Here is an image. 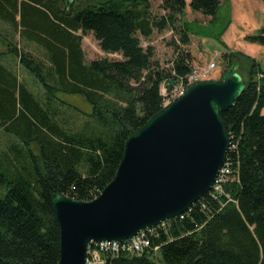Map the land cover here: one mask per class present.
Segmentation results:
<instances>
[{
	"label": "trees",
	"instance_id": "16d2710c",
	"mask_svg": "<svg viewBox=\"0 0 264 264\" xmlns=\"http://www.w3.org/2000/svg\"><path fill=\"white\" fill-rule=\"evenodd\" d=\"M220 2L191 0L189 8L213 21ZM160 3L165 14L153 19L149 0H0L6 52L41 86L33 94L0 54V264L58 263L51 196L94 199L113 179L124 142L163 108L161 85L171 90L188 74L185 1ZM179 21L172 66L159 69L154 49L142 48L140 38L174 30ZM87 33L121 60L86 61ZM15 36L42 57L22 50ZM248 40L264 47V33ZM235 58L240 55H222L219 79ZM247 63L243 93L221 114L230 171L222 193L211 189L182 218L156 227L147 252L107 255L104 264H264V71L249 57ZM59 95L81 97L91 108L88 120L74 127L67 111H78Z\"/></svg>",
	"mask_w": 264,
	"mask_h": 264
},
{
	"label": "water",
	"instance_id": "95a60500",
	"mask_svg": "<svg viewBox=\"0 0 264 264\" xmlns=\"http://www.w3.org/2000/svg\"><path fill=\"white\" fill-rule=\"evenodd\" d=\"M239 68L235 58L221 79L192 84L139 127L124 142L113 179L94 199L51 196L57 264H85L91 242L133 239L185 214L211 190L229 145L221 114L245 89Z\"/></svg>",
	"mask_w": 264,
	"mask_h": 264
},
{
	"label": "rangeland",
	"instance_id": "374dc122",
	"mask_svg": "<svg viewBox=\"0 0 264 264\" xmlns=\"http://www.w3.org/2000/svg\"><path fill=\"white\" fill-rule=\"evenodd\" d=\"M149 1L151 5L150 12L153 19H158L165 14L160 8V0ZM184 1L186 6L183 10V16L187 20L186 23L189 37V44L187 47L193 58V66L214 62L216 69L212 71L208 78L218 80L225 66L222 61V55L224 53H233L235 55H240L239 71L241 73L247 74V57L249 56L256 57L259 68L264 71L263 47L248 40V37L250 36L264 33V24H260L264 21V14H261L260 16H258V13H254L253 15L249 12L247 14V12L250 11L247 8L233 6L234 14L232 17L230 16L233 22L229 23L227 21L229 19L230 9H228V6L223 0H221L217 13L218 18L210 21V18H206L189 8V2L191 0ZM181 25L182 21H179V23L175 25L174 30L165 29L160 33L154 31L150 38L146 40L140 38L142 48L150 46L154 49V57L152 61L159 67V69L168 70L170 68V63L175 55V49L179 45V30L181 29ZM7 32H9L8 26L0 22V33L6 34ZM13 41L16 42L22 50L28 51L35 58L42 57L40 49L33 44H28L25 41L19 40L17 36L14 37ZM81 49L88 62L103 58L121 60V57L118 54L103 53L98 46V42L94 39L91 33H87L82 37ZM5 52V44L0 37V54L4 53L1 57V62L7 67H10L16 73L18 78L26 83L33 94L38 95L41 93V86L37 83L34 77L17 62L16 58ZM163 52H168V54H163ZM59 97L64 102L75 107L78 111V113L73 111L70 113L67 111V115L72 114L73 121H75L74 127L78 128L88 120L86 116L91 113V108L81 97L64 95H59ZM260 113L264 116V107ZM4 193L5 191L3 190L0 195H3ZM152 260L157 262V259L155 258H152Z\"/></svg>",
	"mask_w": 264,
	"mask_h": 264
},
{
	"label": "built area",
	"instance_id": "2783aa9c",
	"mask_svg": "<svg viewBox=\"0 0 264 264\" xmlns=\"http://www.w3.org/2000/svg\"><path fill=\"white\" fill-rule=\"evenodd\" d=\"M174 59V58H173ZM172 66V64H170ZM216 69L214 62H209L204 65H189V72L184 79H181L178 84L173 86L171 90L168 89L167 84H162L160 93L163 97V107L170 103L172 100L182 96L185 91L194 83L200 81L209 80L213 70ZM262 76L259 75L258 78ZM229 149V145H228ZM228 152V151H227ZM230 174L228 164L224 163V166L220 170L213 186V189L216 193H222V185L225 184L228 180V175ZM189 212V211H188ZM183 215L178 217L182 218ZM166 222V221H165ZM165 222L157 225L156 227H164ZM147 229L139 233L133 239L124 241V242H91L86 250V261L85 264H104L105 256L110 255H129V256H139L147 252L150 248L149 238L154 235L155 228ZM158 248H153L154 252Z\"/></svg>",
	"mask_w": 264,
	"mask_h": 264
},
{
	"label": "crops",
	"instance_id": "0c3cea01",
	"mask_svg": "<svg viewBox=\"0 0 264 264\" xmlns=\"http://www.w3.org/2000/svg\"><path fill=\"white\" fill-rule=\"evenodd\" d=\"M223 2L228 6V9H230V14H229V19H228V21L227 22H229V23H231V22H233V20H232V15L234 14V11H233V6H242L243 8H247L248 10H250V11H248L247 12V14L250 12V14H253L254 15V13L256 14V13H258L259 15L258 16H260L261 14H264V3L263 2H260V1H258V0H223ZM227 8V7H226ZM253 9H254V12H253ZM232 10V11H231ZM257 10V11H256ZM217 13H218V11H217ZM231 16V17H230ZM218 18V14H216V18L215 19H217ZM183 20L186 22L187 20L184 18V16H183ZM261 25H263L264 24V21H262L261 23H260ZM263 47V46H262ZM263 49V51H264V47L262 48ZM163 54H168V52H163ZM161 56H163V55H161ZM249 58H251V59H253V60H255V62H257L258 63V60L256 59V57H252V56H249ZM193 59V58H192ZM198 62V61H197ZM166 66V65H165ZM164 67V66H163ZM240 72V71H239ZM246 72V71H245ZM240 74H241V76L243 77V79L245 80L246 78H247V74L245 73V74H243V73H241L240 72Z\"/></svg>",
	"mask_w": 264,
	"mask_h": 264
}]
</instances>
